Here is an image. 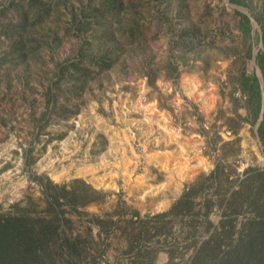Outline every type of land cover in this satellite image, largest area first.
Masks as SVG:
<instances>
[{
  "label": "rangeland",
  "instance_id": "374dc122",
  "mask_svg": "<svg viewBox=\"0 0 264 264\" xmlns=\"http://www.w3.org/2000/svg\"><path fill=\"white\" fill-rule=\"evenodd\" d=\"M242 1L0 0V217L51 221L43 264H191L219 222L237 237L264 212L233 193L264 179V0ZM243 71L259 79L256 122ZM216 166L191 208L163 214ZM35 176L104 196L51 208Z\"/></svg>",
  "mask_w": 264,
  "mask_h": 264
},
{
  "label": "trees",
  "instance_id": "16d2710c",
  "mask_svg": "<svg viewBox=\"0 0 264 264\" xmlns=\"http://www.w3.org/2000/svg\"><path fill=\"white\" fill-rule=\"evenodd\" d=\"M229 1L236 4H244L242 0ZM242 18L248 24L249 18L245 15ZM255 19L261 27L260 40L262 43V49L255 55V62L264 80V20L257 17ZM197 31L194 28H186L180 31L178 37L184 40V42L191 43ZM107 60H111L110 53L97 58L93 63H97L101 68H104L102 64L107 62ZM69 66L78 72L86 71L83 67L82 58L76 62H72ZM240 86L243 93L248 96V100L251 101L253 121L256 122L261 111V88L259 79L257 76L248 75L243 71L240 75ZM49 95L54 96L52 92ZM52 101L49 104L50 109L48 110L47 106L46 111L51 112L57 106L53 98ZM257 132L264 146V114L258 123ZM217 173L218 167L216 166L211 174L204 176L206 178L199 176L193 183L184 188L179 198L163 214H181L184 209L191 208L193 202L196 200L197 193L205 186L206 179L213 180L217 177ZM259 174H264V171H259ZM248 178L244 180L247 181ZM35 179L40 184L48 207L51 208L55 205H61V199L64 201L65 198L70 202L74 198H79L81 194L80 190L84 189L94 195L93 197L91 195L84 196V199L81 200L82 205L101 201L104 196L102 192L92 188L91 185L85 183L80 178L73 179L70 182L71 185L78 184V186L76 188L71 186L69 189H66L68 183L58 185L48 177L35 176ZM233 193L243 199L248 198V196H253L254 203H261L264 208V179L249 182L245 185V188L241 187ZM234 198L236 196L232 199ZM204 201L206 202L208 199L205 198ZM134 213L138 215L137 211H134ZM40 220L42 223L39 224L38 221L33 219L30 222L25 218L0 217V264H34L35 262L37 264H43L40 257L42 247L48 245L49 240H51L53 224L51 221L47 222L43 218ZM225 223L228 225L227 229L225 228ZM208 224L211 228L209 221ZM232 229H234V219L226 218L225 222H219V228L211 231L209 238L204 240L197 248L192 257L191 264H264V212L248 219L246 224L238 232L237 237H234L233 233H231ZM136 248H138V251L143 250L139 244L136 245ZM145 252L146 257H148L149 252L146 250Z\"/></svg>",
  "mask_w": 264,
  "mask_h": 264
}]
</instances>
